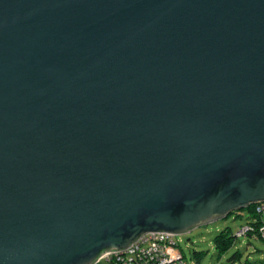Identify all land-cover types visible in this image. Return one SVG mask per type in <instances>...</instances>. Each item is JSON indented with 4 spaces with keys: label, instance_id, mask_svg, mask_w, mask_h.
I'll list each match as a JSON object with an SVG mask.
<instances>
[{
    "label": "water",
    "instance_id": "water-1",
    "mask_svg": "<svg viewBox=\"0 0 264 264\" xmlns=\"http://www.w3.org/2000/svg\"><path fill=\"white\" fill-rule=\"evenodd\" d=\"M261 202L264 0H0V264Z\"/></svg>",
    "mask_w": 264,
    "mask_h": 264
},
{
    "label": "rangeland",
    "instance_id": "rangeland-1",
    "mask_svg": "<svg viewBox=\"0 0 264 264\" xmlns=\"http://www.w3.org/2000/svg\"><path fill=\"white\" fill-rule=\"evenodd\" d=\"M245 223L246 220L244 217L235 218V215L232 213L227 218L198 226L188 233L175 235L174 238L189 264H238L239 260L231 262L230 259L235 251L241 253V260L247 257L249 259L264 257V241L261 239H250L246 236L235 238L229 250L224 254L218 255L213 241L216 233L225 227H230V233L234 235L240 226L245 225ZM248 239H250V243ZM194 251L203 252L199 262L195 260Z\"/></svg>",
    "mask_w": 264,
    "mask_h": 264
},
{
    "label": "built area",
    "instance_id": "built-area-1",
    "mask_svg": "<svg viewBox=\"0 0 264 264\" xmlns=\"http://www.w3.org/2000/svg\"><path fill=\"white\" fill-rule=\"evenodd\" d=\"M256 210L264 211V203L261 202ZM261 229L264 231V227ZM174 236L168 233L144 234L124 251L105 253L95 264H136L134 255L143 258V264H185L180 251L174 247Z\"/></svg>",
    "mask_w": 264,
    "mask_h": 264
},
{
    "label": "trees",
    "instance_id": "trees-1",
    "mask_svg": "<svg viewBox=\"0 0 264 264\" xmlns=\"http://www.w3.org/2000/svg\"><path fill=\"white\" fill-rule=\"evenodd\" d=\"M259 205L260 203H252L248 205L246 208L233 211L230 213V214L233 213V215H235V218L244 217L246 220V223L245 225H241L234 235L230 233V227H225L224 229L216 233V235L213 238V241L218 251V255L224 254L227 250H229V248L234 243V239L238 237L246 236V237H249L250 239H261L262 241H264V231L261 229L262 227H264V216H263L264 211L258 212L256 210L257 206ZM244 228L246 229L243 230ZM250 239H248L249 243H250ZM173 240H174V247H177L178 250L180 251L182 260L184 261L185 264H189L186 261L184 253L181 250L175 238ZM193 253H194L196 262H199L200 259L202 258L203 252L194 251ZM240 255L241 253L239 251L233 252L232 256L230 257L231 262H235V260H239L238 264H264V257H259L257 259H249L247 257L244 260H241ZM133 258H135L136 264L144 263L143 258H139L135 255L133 256ZM146 258L149 259L150 256H147Z\"/></svg>",
    "mask_w": 264,
    "mask_h": 264
}]
</instances>
